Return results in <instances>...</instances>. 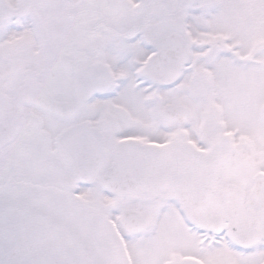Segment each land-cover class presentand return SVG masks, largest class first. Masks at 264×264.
I'll return each mask as SVG.
<instances>
[{
    "label": "snow or ice",
    "instance_id": "6c2138e0",
    "mask_svg": "<svg viewBox=\"0 0 264 264\" xmlns=\"http://www.w3.org/2000/svg\"><path fill=\"white\" fill-rule=\"evenodd\" d=\"M0 264H264V0H0Z\"/></svg>",
    "mask_w": 264,
    "mask_h": 264
}]
</instances>
